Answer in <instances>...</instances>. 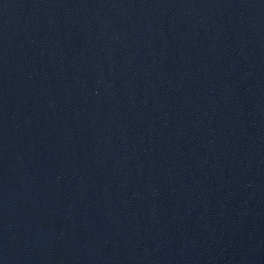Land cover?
<instances>
[{
  "label": "water",
  "instance_id": "water-1",
  "mask_svg": "<svg viewBox=\"0 0 264 264\" xmlns=\"http://www.w3.org/2000/svg\"><path fill=\"white\" fill-rule=\"evenodd\" d=\"M0 264H264V0H0Z\"/></svg>",
  "mask_w": 264,
  "mask_h": 264
}]
</instances>
